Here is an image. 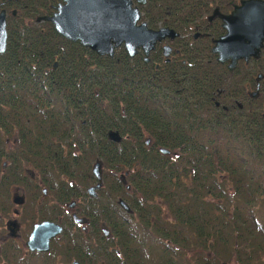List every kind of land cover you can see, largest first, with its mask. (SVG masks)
<instances>
[{
  "label": "trees",
  "instance_id": "trees-1",
  "mask_svg": "<svg viewBox=\"0 0 264 264\" xmlns=\"http://www.w3.org/2000/svg\"><path fill=\"white\" fill-rule=\"evenodd\" d=\"M58 1L16 0L17 17L7 20L0 235L12 188L32 183L25 169L63 203L70 191L84 194L100 161L102 187L86 214L92 228L101 221L109 232L96 244L103 239L122 255L109 250L104 264H264V118L254 105L228 106V77L218 72L208 40L190 36L227 0H146L139 7L148 27L172 28L177 46L191 42L182 49L185 64L162 63L157 49L146 64L121 46L108 57L67 41L49 22H35ZM41 207L43 217L56 215ZM86 245L94 251V242ZM50 253L24 254L15 238L0 239V264H55Z\"/></svg>",
  "mask_w": 264,
  "mask_h": 264
},
{
  "label": "flooded vegetation",
  "instance_id": "flooded-vegetation-1",
  "mask_svg": "<svg viewBox=\"0 0 264 264\" xmlns=\"http://www.w3.org/2000/svg\"><path fill=\"white\" fill-rule=\"evenodd\" d=\"M14 1L16 0H0V12H4L6 34L7 20L10 17H17V9L12 5ZM239 2L240 0H227L225 4L215 5L212 10L205 16L206 21L202 22L199 25H195L192 28L190 36L194 41L208 40L209 55L214 60V63L219 65L218 72L222 71L227 75L229 82V88L227 90L228 106L232 107L233 111H235L236 109V111H241V109H250L252 105H254L260 109V114L264 118V14L259 15L260 25L255 28L251 27L250 22H246L243 24V17L241 15H233L231 17V24L229 27V33L232 36L229 55L223 62H219L217 60L218 52L213 53L211 51V48L215 46V41H217L227 32L225 28L222 27L223 22L219 15H232V13L234 12V8L240 6ZM140 6L142 5H138V8ZM214 9H217L218 15H215L212 17V19L208 20V17L211 15ZM237 24L241 27H248V30H243V28L238 29V36H236ZM176 38L177 37L172 40L166 38L155 44L153 50L157 49L160 52V59L162 63L170 64L176 61H180L182 64L186 63V60L183 58L182 49L191 42H179V46L181 47L180 49V47L175 43ZM164 45H168L170 47V51L167 57L163 56L162 54V47ZM139 55H141L144 62L143 54L141 51H138L135 56L138 57ZM149 56L148 61L144 63H150ZM153 65L154 69H158L160 67V63L158 62L154 63ZM214 104L215 106H218V102L215 101ZM222 107L225 108V105ZM24 173L30 178L32 182L31 185H29V187L22 186L23 188H14V191L10 198L11 203H13L12 198L14 195H18L17 189L20 188L21 196L23 197L22 204L25 205L26 203V207H28L27 211L30 210L32 204H35V207H37V210L35 211L36 213L31 214L25 219L24 222L26 225L30 226H27L28 228L26 229V233L24 235L25 239L22 242L24 254L51 252L50 254H52L55 264L58 262L57 260H59L60 262L62 261L64 264H70L72 262L82 264L77 259H75L74 255L78 254L89 261L94 259L96 261V264H104L105 261L103 262V260L107 256L108 251L111 250V252H115L117 254V257L120 260L122 259V255L120 254L119 250L108 247L103 239H100V244H96V237L98 235H102L104 238H108L109 232L104 227V224L101 221L98 224H94L95 227L92 228L91 220L86 214V204L88 203V201L96 200L99 196L98 191L102 187V171L101 185L93 190V195L88 192V188L96 184V180L94 177L93 183L85 187L84 194L78 196L76 195L75 190L70 191V197L63 203L55 200L54 195L50 193L49 190L39 181L36 173H34L30 169H25ZM26 197L28 198V202H26ZM119 200L120 199L117 200V204ZM44 205L50 212L54 211L56 215L53 217H43L40 213V209L45 208L41 207ZM119 207L124 212H130L129 206L128 211H125L120 205ZM58 209H60L61 211H58ZM12 210V214L14 216L18 214L17 209ZM74 215L80 219L79 222H76L74 220ZM8 221H12L16 225V235L14 237H9L7 233V237L16 239L18 236L20 224L16 221L15 218H10L4 223L5 229L6 223ZM43 221L53 222L57 224L58 226H60V232L49 239L47 251H30L27 248L25 241L27 240L28 235L33 228V225ZM104 231H106V233ZM88 242H94V251H91V248L87 247L86 244H88Z\"/></svg>",
  "mask_w": 264,
  "mask_h": 264
},
{
  "label": "water",
  "instance_id": "water-1",
  "mask_svg": "<svg viewBox=\"0 0 264 264\" xmlns=\"http://www.w3.org/2000/svg\"><path fill=\"white\" fill-rule=\"evenodd\" d=\"M146 0H59L52 13L47 16H38L35 22L46 21L52 25L56 34L67 41L77 42L99 56L112 57L114 50L122 47L128 56L133 58L138 51L143 54L144 62L148 61L149 53L154 49L157 42L163 39H174L178 33L172 28L161 26L150 28L145 21H141V13L138 5H144ZM240 6L234 8L232 15L219 17L222 20V27L227 31L225 35L215 41V46L211 51L218 52L217 60L223 62L230 52L232 36L229 33L231 17L241 15L243 24L251 23L255 28L259 23V15L264 14V1L262 0H240ZM214 9L208 20L218 15ZM262 20V19H261ZM248 30V27L236 26V36L238 29ZM240 32V31H239ZM6 28L4 12H0V54L6 48ZM170 51L168 45L162 47L163 56L167 57ZM231 64V62H230ZM148 141H146L147 143ZM162 154H167L168 150L159 148ZM96 184L88 188V192L93 195V190L101 185V163L95 161L91 169ZM12 202L15 205L23 203V197L14 195ZM118 204L128 211V206L123 200ZM74 220L80 219L74 215ZM9 237L16 235V225L12 221L6 223ZM60 232V226L53 222L43 221L33 225L25 244L30 251H47L49 239ZM106 233V231H104ZM5 264V263H3ZM70 264H78L72 262Z\"/></svg>",
  "mask_w": 264,
  "mask_h": 264
},
{
  "label": "rangeland",
  "instance_id": "rangeland-1",
  "mask_svg": "<svg viewBox=\"0 0 264 264\" xmlns=\"http://www.w3.org/2000/svg\"><path fill=\"white\" fill-rule=\"evenodd\" d=\"M17 187H21V188H23L22 186H17ZM14 188H16V187H14ZM14 188H12V190H11V194H10V198H11V195H12V193H13V191H14ZM18 190V195L19 196H21V189L19 188V189H17ZM25 193V192H24ZM11 201V200H10ZM26 202H28V198L26 197ZM26 203H25V205H14L13 203H11V207H10V213L5 217V218H3V230H2V233H1V235H0V239H4L5 237H7V230L4 228V223H5V221L6 220H8V219H10V218H15L16 219V221L20 224V228H19V232H18V236H17V238H16V240H17V242H18V244H19V246H20V248H21V252H23V244H22V242L24 241V239H25V237H24V235H25V233H26V229L28 228V227H30V226H28V225H26L24 222H25V219L27 218V217H29L31 214H35L36 212V208L37 207H35V204H32V208H33V210L31 209L30 211H27V209H28V207H26ZM12 209H17L18 210V214L17 215H13L12 214ZM28 212V213H27ZM24 219V220H23ZM28 226V227H27ZM28 231V230H27ZM58 262V264H64L62 261L60 262L59 260H57ZM56 263V264H57ZM3 264V263H2Z\"/></svg>",
  "mask_w": 264,
  "mask_h": 264
}]
</instances>
